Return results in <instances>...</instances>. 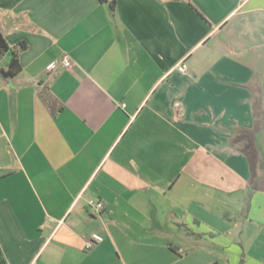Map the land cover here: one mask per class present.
Masks as SVG:
<instances>
[{
  "label": "crops",
  "instance_id": "crops-1",
  "mask_svg": "<svg viewBox=\"0 0 264 264\" xmlns=\"http://www.w3.org/2000/svg\"><path fill=\"white\" fill-rule=\"evenodd\" d=\"M0 30V264H264V0H0Z\"/></svg>",
  "mask_w": 264,
  "mask_h": 264
},
{
  "label": "built area",
  "instance_id": "built-area-1",
  "mask_svg": "<svg viewBox=\"0 0 264 264\" xmlns=\"http://www.w3.org/2000/svg\"><path fill=\"white\" fill-rule=\"evenodd\" d=\"M58 65H62L64 67H71L72 65V59L69 54H64L63 57L59 61L52 62L48 66V70H54ZM176 69L182 73H187L189 71L188 64L185 61H181L179 64H177ZM126 104H124L125 106ZM90 206L95 212V214L100 215L102 211L105 208V204L102 201H97V200H91L90 201ZM103 240V237L99 234H94L92 238H90L87 241V249H92L95 247L97 242Z\"/></svg>",
  "mask_w": 264,
  "mask_h": 264
},
{
  "label": "trees",
  "instance_id": "trees-1",
  "mask_svg": "<svg viewBox=\"0 0 264 264\" xmlns=\"http://www.w3.org/2000/svg\"><path fill=\"white\" fill-rule=\"evenodd\" d=\"M26 47H27L26 43L21 42L19 48L13 49L12 58L9 63L8 69L1 72L4 76L6 77L14 76L17 75L22 70L20 53L21 51L26 49ZM8 50H9V44L0 30V55L5 54Z\"/></svg>",
  "mask_w": 264,
  "mask_h": 264
}]
</instances>
